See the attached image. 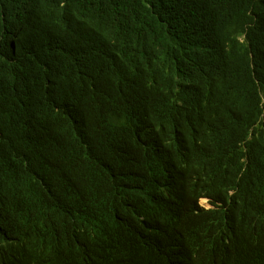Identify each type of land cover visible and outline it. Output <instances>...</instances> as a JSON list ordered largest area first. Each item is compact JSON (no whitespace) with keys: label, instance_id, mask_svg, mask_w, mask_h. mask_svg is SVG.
Masks as SVG:
<instances>
[{"label":"trees","instance_id":"1","mask_svg":"<svg viewBox=\"0 0 264 264\" xmlns=\"http://www.w3.org/2000/svg\"><path fill=\"white\" fill-rule=\"evenodd\" d=\"M0 264H264V0H0Z\"/></svg>","mask_w":264,"mask_h":264},{"label":"rangeland","instance_id":"2","mask_svg":"<svg viewBox=\"0 0 264 264\" xmlns=\"http://www.w3.org/2000/svg\"><path fill=\"white\" fill-rule=\"evenodd\" d=\"M201 204L205 205L206 207H211L212 205L209 203L207 198L201 199Z\"/></svg>","mask_w":264,"mask_h":264}]
</instances>
